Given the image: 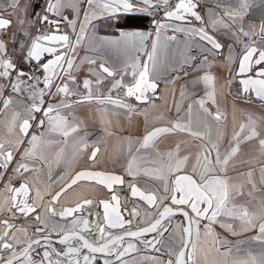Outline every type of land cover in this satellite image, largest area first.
Here are the masks:
<instances>
[{
  "label": "snow or ice",
  "instance_id": "1",
  "mask_svg": "<svg viewBox=\"0 0 264 264\" xmlns=\"http://www.w3.org/2000/svg\"><path fill=\"white\" fill-rule=\"evenodd\" d=\"M18 3L19 0H12L10 6L16 8ZM86 3L91 6L94 0H86ZM101 3L104 11L109 16H115L121 11L124 13L137 11L136 4L132 0H101ZM136 3L145 6L138 11L147 12L148 14H151L150 9L158 7L162 3L165 8L163 11L164 18L180 22L173 30L198 41L202 58L196 63V56L186 57L176 71H184V74L188 75L185 65L192 68L193 71L202 70L206 67L208 71H204L202 75L197 76L195 82H203L207 91L204 97L196 99L194 103L202 112L215 121L224 119L225 117L220 112L216 102V76L211 72V68L216 64V56L221 54L225 45L208 31L204 17L197 10L198 4L194 0H176L174 6L170 5V0H158L157 4H153L152 0H136ZM60 8L61 0H48L47 7L44 10L45 14L38 16V20L41 24L55 25L56 32L38 34L31 38L30 44L21 47V58L27 62H35L33 72L29 73L19 69L11 58H6L7 40L0 38V80L7 81V84L2 87H10L15 95L26 93V100L30 102L26 109L27 118L23 119L18 125L19 139L15 145L16 151L19 152L25 140H27L29 147L25 148L23 153L20 154V161L16 163V167L13 169L16 177H23L24 173L28 172H39V169L30 166L27 161L30 157L36 156V148L42 141L45 131L58 133L64 138L65 143H67V138L70 135L79 132V124L71 123L69 120L70 116L72 120H75L76 117L71 112L68 115H63L61 109H71L74 104L91 103L93 100L98 104H111L129 112L134 111V109L131 104L125 102L127 99L134 98L138 103L147 104L150 100L149 93L155 94L159 88L154 74L157 72L162 59L166 60L167 42L176 41L177 39L174 35L165 36L162 42L161 31L172 26L156 20H153L155 38H152V33L144 31H121L116 37H100L102 46L123 47L125 51L131 48L136 53L143 52L146 59L141 60L138 54L129 56L124 63L120 79L116 78L117 71L115 69L106 66V61L101 62L98 68L89 69L90 74L96 79L94 84L90 79L83 80V89L86 91L82 94L77 85V78L72 74L74 71L79 70L74 54L85 39V29L93 19L97 18V14L85 10L84 20L80 25V33L76 34V39L73 42L68 33H59V24L63 20L74 29L77 21L61 16ZM247 9L246 0H239L238 6L226 10L223 16L228 17L235 24L237 20H243ZM49 14L61 17V19L50 20ZM212 17L210 23L213 30H216L218 26L231 27L218 13H212ZM196 24L199 26H195ZM183 25L189 26L185 27ZM10 26L11 20L0 16V34H3ZM231 34L234 43L244 45L238 57V67L235 69V76L240 77V93L238 95L252 93L264 106V47L257 46V41L254 39L257 33L251 29L245 30L242 23L238 30L232 31ZM241 35L250 42L242 40ZM258 35L261 42L264 43V25H261ZM149 39H151L150 51L147 50L145 44V41ZM185 47H188L189 51L191 50L187 43ZM228 48L229 54L224 57V60L228 62L226 66H228L230 76L225 81V86L230 87L233 80L231 76L233 69L230 65L234 60L231 52L232 45H228ZM46 54L50 58L46 59L45 62ZM84 62L95 65L97 60L92 57H84L81 59V63ZM37 72L42 74V79L41 75H37ZM125 74L131 76L130 82H125L123 78ZM13 75H15V78H13ZM109 77L112 80L109 82L110 87L107 88L108 95L101 97L98 94L100 87ZM120 91L123 92V98L119 96L113 98L112 93ZM183 95L182 91L181 96ZM0 98L3 99V107L0 108V111H6L9 105L12 104V98L10 96L4 98L2 89H0ZM209 101L216 108L214 113L207 106ZM192 109L193 103H189L187 105V115L189 117ZM179 111L180 106L177 105V112ZM37 114H40L39 119H37ZM18 115L19 113L13 114V128L16 126L15 117ZM248 119L252 125H255L256 121L251 115ZM190 124V119L187 123H182L178 119L172 122L170 127L153 128L143 136L140 147L143 149L153 147L157 138L175 131L186 132L190 136L203 140L204 135L193 131ZM34 125L38 130H41L39 135L31 132ZM245 127L246 125L241 124L240 131L234 132L232 141L229 144L230 150L223 156L219 152L216 143L209 141L207 146L200 145L201 152L196 155L195 163L191 165L190 171L187 170L189 156L180 155L181 145L179 143L176 144L174 149H169L164 154L167 163L152 161L156 166L152 169L151 175L153 179L160 182L161 190L159 192L145 191L137 183H129L130 196L133 199L143 201L149 210H157V214L154 216L151 215V212H146L144 222L147 226L140 227L137 230L131 229L134 221L141 217L140 210L137 207L122 210L120 198L113 191L114 186L124 185L125 180L121 175L89 171L87 169L77 171L74 176L68 177V181L60 186L55 195H51L48 191L42 193L37 187L34 189V197L29 196L33 188L26 179H23L18 186H14L12 181L9 180L3 189V192L7 195L0 200V213H7L13 219L31 218L34 231L29 235L27 228L17 227L9 219H0V253L8 254L7 256L0 255V264H93L97 253L106 257L115 256V261L105 259L104 264H127V261L122 258L135 251L136 246L129 242L125 247V239L140 240L145 247H151L159 251L157 246L161 244V239L145 240L142 238L148 233H159L162 238L164 232L168 231L167 228H164L165 221L170 220L177 212L184 217L187 226L182 227L181 243L183 246L175 252L169 250L168 255L170 258L167 260V264H195L196 242L193 239V230L195 229V236L198 238L202 221L208 222L203 224V229L208 235L214 234L212 225L217 223L220 227L231 232L232 235H238L239 233L236 232L232 223L219 219L222 216L233 221L238 220L242 231H250L258 227L259 234L251 239L264 244V208L259 213H250L247 207L228 206L230 193L233 189L236 190L237 195L243 194L242 185L239 187L230 185L226 173L230 161L240 151L241 134L244 132ZM258 135L259 133L256 132L255 127H252L248 135L243 137V141L252 140ZM259 145L264 150V139L259 140ZM88 148L86 136L79 137L77 154L85 153ZM99 152L100 148L93 146L88 161L94 164ZM62 153L63 148L59 150L57 156L61 157ZM213 153H215L214 157ZM15 154L11 148L6 149L5 144L0 142V169H3L5 173L13 163ZM57 162L60 161L57 160ZM132 164L133 162L130 160L126 171L127 175L135 180L141 170L133 171ZM144 174L148 175L149 172L145 170ZM251 175L252 173L249 172V183H252ZM81 181H90L102 185L111 194L110 200L100 201L104 210L103 224L98 222L99 217L94 221L90 217L82 216L85 207L93 204L90 199H83L76 202L74 206L65 207L60 213L54 210L53 205L59 202L62 195ZM45 196L51 197L47 205L43 204ZM29 199H31V203H29ZM37 201L41 203L37 204ZM165 201H169V203H165ZM41 207L44 208L43 215L38 211V208ZM161 208L162 210H160ZM124 212H128L131 219H127ZM56 216L71 217L72 227L70 229L49 227V219ZM254 217L258 218V224ZM112 229H120L121 234L114 235L111 232ZM17 232L24 233L23 240L16 238ZM93 232L98 233V238H95V236L90 238L86 235ZM53 233L58 237V244L64 246L63 249L49 246V238ZM33 236L36 238L33 239ZM42 241H44L43 245ZM216 243H219V241L214 240V244ZM37 249L42 250L37 251ZM216 251H220L219 247L216 248ZM237 252H239V249H237ZM33 253H35V256H33ZM224 255H232V249H226ZM36 257L39 259H36ZM171 257H174V259ZM230 264H264V252L260 253L259 258L251 256L249 259H233Z\"/></svg>",
  "mask_w": 264,
  "mask_h": 264
},
{
  "label": "crops",
  "instance_id": "2",
  "mask_svg": "<svg viewBox=\"0 0 264 264\" xmlns=\"http://www.w3.org/2000/svg\"><path fill=\"white\" fill-rule=\"evenodd\" d=\"M34 1L19 0L18 6L13 8L10 6L12 0H0V11L11 20V26L3 34H0V38L7 40V57L13 61L18 62L22 57L21 47L30 44L31 38L40 34L35 30V27L39 24L38 16H40L41 11L40 9L35 10L36 7L33 6ZM246 2L248 9L243 20H237L233 24L228 17L223 16V13L226 10L236 8L239 0H197L198 11L204 17L208 31L213 33L225 45L221 54L216 56V64L211 68V72L216 76V102L220 112L225 117L220 121H215L212 117L202 112L194 103L196 99L204 97L207 91L203 82H195L196 77L202 75L208 69L205 67L202 70L193 71L192 68L185 65L188 75H185L184 71H176L186 57L196 56V63L202 58L198 41L186 37L183 33L176 34L173 31H169L168 33L164 29L161 31L162 42L165 36L174 35L177 39L176 41L167 42L166 60L162 59L157 72L154 74V78L159 84L157 90L158 96L149 95L150 100L147 104L130 102V99L125 100L126 103L133 106L134 111L132 112L111 104H98L95 100L91 103L74 104L71 109H61L63 115H68L71 112L76 117L75 120H72L70 116L69 120L71 123L79 124V132L70 135L67 138V143H65L64 138L58 133H48L45 131L42 141L36 148V156L30 157L27 161L30 166L39 169V172H28L24 173L23 177H16L14 176L13 169L16 167V163L20 161V154L23 153L25 148L29 147L27 140L24 141L19 152L16 151L15 147L19 139L18 125L24 117L28 116L26 111L28 106L26 100L27 94H13L10 87H7V90L2 87L7 83L0 80L2 96L4 98L9 96L12 98V104L9 105V108L6 111H0V142L4 143L5 147L12 148L14 153H16L9 175L10 179H26L33 188V191H31L32 197L35 196L34 189L37 187L42 193L48 191L52 194L74 171L85 167L119 172L124 176V180H126V170L130 160L133 162L132 167L138 168L143 173L146 169H149L148 172L151 173L152 169L156 166L152 161L167 163L164 154L167 150L174 149L177 143L181 145L180 155L189 156L187 170L190 171L191 165L195 163L196 155L201 152L200 145L207 146L209 141L216 143L219 147V152L223 156L230 150L229 144L232 141L234 132L240 131V125L244 124L246 127L241 134L242 143L240 144V151L230 161L226 173L230 185H236L237 187L242 185L243 194L237 195L236 190L233 189L230 193L228 206H243L247 207L250 213H259L264 208V171H262L264 169V150L259 145V140L264 139V106L255 102H248L242 99L241 95H238L240 93V85L237 77L233 76L232 73L233 80L231 86H225V81L230 76L228 66H226L228 62L224 60V57L229 54L228 45H232L231 52L234 62L231 63L230 67L233 69L232 72L234 74L238 57L244 47L242 43H234L232 31L238 30L242 23L245 30L251 29L257 33L260 31V26L264 24V0H246ZM144 7L140 6L136 8L137 11L131 13L121 11L115 16H109L104 11L101 0H94L91 6L86 3V0H61V16H66L69 20L77 21L74 29L63 20L61 25V28L69 33L73 42L76 39V34L80 33V25L84 20L85 10L97 14V18L93 19L85 29V39L74 54L79 70L74 71L72 74L76 76L77 85L82 94L86 91L83 89V80L86 78L90 79L94 84L96 79V77L90 74L89 69L98 68L101 62L106 61V66L115 69L117 71L116 78L120 79L124 63L129 56L138 54L141 60L146 59L143 52L136 53L131 48L125 51L123 47L102 46L99 39L100 37H116L121 31H142L143 27L151 23L156 12L153 11L155 9L149 10L151 14L138 11ZM212 13H218L231 27L224 28L223 26H218L216 30H213L210 23V20L213 18ZM57 18L61 19V17ZM152 34V38H155V31ZM238 35L240 34L238 33ZM241 39L245 42H250L242 35ZM256 41L259 47H264V43L260 39L257 38ZM186 43L189 45L190 51L188 47H185ZM145 44L147 45V50L150 51L151 39L145 41ZM84 57L95 58L97 63L95 65H90L87 62L81 63V59ZM22 62L27 61L23 60ZM123 78L125 82L131 81V76L128 74H125ZM111 80V77L105 80V83L100 87L99 95H108L107 88L110 87L109 82ZM233 88L234 90H232ZM182 91L184 93L183 96H181ZM112 96L123 98V92H113ZM189 103H193L190 117L187 115V105ZM177 105L180 106L179 112H177ZM207 106L213 113L216 111V108L212 106L210 101L207 103ZM2 107L3 99L0 98V108ZM14 113H19L15 117V128L12 126ZM249 115L256 121L255 125L249 122ZM178 119L182 123H187L190 119L191 129L202 133L204 139L201 140L190 136L186 132L175 131L157 138L153 147L148 149L140 147L143 136L148 131L156 127H170L171 123ZM252 127H255L259 135L252 140L243 141V137L248 135ZM40 131L37 130L34 133L39 135ZM109 132L111 133L110 135L108 134ZM85 136L89 148L85 153L77 154L79 137ZM93 146L100 148L94 164L88 161V156ZM61 148H63V153L61 157H58L57 153ZM138 149L139 151H137ZM214 156L215 153H213ZM134 157L135 159H133ZM57 160L60 162H57ZM249 172L252 173V183L248 182ZM137 176V179L140 180L141 176L139 174ZM139 180H132L131 182L137 183L146 191L159 192L161 190L160 182L155 179H153V182L148 181L155 189L149 188L143 183L141 184V182H138ZM253 184L255 185L254 188ZM88 188V183L82 182L74 191L73 189L70 190L69 195L66 194L62 197L61 205L72 203L77 198L76 194H81V196L82 194L83 196L92 194ZM4 196L0 195V200ZM49 197L45 196L44 205H47L46 201ZM40 203V201H37V204ZM40 209L44 211L43 207ZM177 218L175 216L167 220L168 223L171 222V225L168 231L163 234V237L160 238L161 244L157 246L159 251L146 249L136 240H125V247L131 242L135 244L136 250L125 255L122 259L127 261V264H161V262L167 264V260L170 258L168 255L169 250L173 252L178 251L182 244V217V225L177 229H172V220H176ZM219 219L232 223L239 234L232 235L231 232L220 227L219 223H217L212 225L214 234L208 235L203 229V224H207L208 222L202 221L198 238L195 236V229L193 230V239L196 242L195 264H230V261L233 259H249L251 256L259 258L260 253L264 252V244L251 239L253 236L259 234L258 227L250 231H242L238 220L233 221L223 216ZM254 219L258 224V218L254 217ZM214 240H218L219 243L214 244ZM217 247L220 249L219 252L216 251ZM226 249H232V255L225 256ZM237 249H239V252H237ZM171 258L174 259V257ZM97 259L99 262L96 264H104L105 259L115 261V256L106 257L100 255Z\"/></svg>",
  "mask_w": 264,
  "mask_h": 264
},
{
  "label": "water",
  "instance_id": "3",
  "mask_svg": "<svg viewBox=\"0 0 264 264\" xmlns=\"http://www.w3.org/2000/svg\"><path fill=\"white\" fill-rule=\"evenodd\" d=\"M172 1V4H171V6H174V3L176 2V0H170V2ZM132 2L134 3V4H136V8H138V7H140V6H144L143 4H139V3H136V0H132ZM152 2H153V4H157V2H158V0H152ZM194 2H196L197 3V1L196 0H194ZM47 4H48V0L46 1V4H45V6H44V8H43V10H42V13H41V15L40 16H43L44 14H45V12H44V10L46 9V7H47ZM198 4V3H197ZM152 9H155V10H157L156 11V14L154 15V18L151 20V23L153 24V20H156V21H158V22H160V23H166V24H169V25H171L172 27H169V28H167L166 30H170V31H174L173 29H174V27L177 25V24H179L180 22H178V21H172V20H166L165 18H164V16H163V11L165 10V8H164V5L162 4V3H160V5L158 6V7H154V8H152ZM198 10V9H197ZM200 13V12H199ZM0 16H3L2 14H1V12H0ZM3 17H5V18H8V17H6V16H3ZM49 18H50V20H58L59 18H57V17H52V16H50L49 15ZM8 19H10V18H8ZM61 25H62V20H61V22H60V24H59V33H68L67 31H65V30H63L62 28H61ZM262 25H264V24H262ZM183 26H185V27H188L189 25H183ZM195 26H199L198 24H196ZM260 28H261V26H260ZM260 30V29H259ZM37 32H39L40 34L41 33H44V34H51V33H54V32H56V28H55V25H49V24H41V23H39V26H38V28H37V30H36ZM259 32L260 31H258L257 32V35L254 37V39L255 40H257V38L258 39H260L261 40V38H260V36L258 35L259 34ZM59 33H57V34H59ZM69 34V33H68ZM210 34H212V35H214L213 33H211L210 32ZM217 38V37H216ZM218 39V38H217ZM220 42V41H219ZM258 46V45H257ZM6 58H9V57H6ZM48 58H50V57H47V54L45 55V62H46V59H48ZM15 63V62H14ZM29 63H32L33 64V71L35 70V62H29ZM18 67V66H17ZM238 67V63H237V66H236V68ZM19 68V67H18ZM19 69H22V68H19ZM22 70H24L25 72H29V73H31L30 71H26L25 69H22ZM32 71V72H33ZM37 75H41V79H42V74L41 73H39V72H37ZM239 80H240V77H237V81H238V83H239ZM240 85V84H239ZM249 94V93H248ZM149 95H152V96H154V97H157L158 96V93L156 92L155 94H152V93H149ZM251 95H252V97L253 98H255V95L254 94H252L251 93ZM101 97H103V96H105V95H100ZM113 98H116V97H114L113 96ZM74 99V98H73ZM256 99V98H255ZM133 100H134V102L135 103H138L137 101H135V99L133 98ZM95 147H98V146H95ZM90 154H91V152H90ZM85 169H87V170H89V171H100V172H104V173H112V174H117V175H121V176H123L121 173H119V172H115V171H111V170H103V169H98V168H96V169H93V168H90V167H85V168H80V169H77L76 171H74V173H72V175L71 176H74L75 175V173L77 172V171H81V170H85ZM124 177V176H123ZM68 180H66L65 182H67ZM22 181H20L17 185H15V186H18L20 183H21ZM64 182V183H65ZM82 182H84V183H88V184H95V185H97L101 190H102V193H106V195L105 196H99V197H96V196H92V195H88V196H86V197H84V198H82V199H80L79 201H82L83 199H90V200H92L93 201V204L92 205H88V206H86L85 207V209H84V211H83V214H82V216L83 217H90L92 220H96V218L97 217H99V223L100 224H103V212H104V210H103V206L101 205V203H100V201L101 200H110V197H111V194L108 192V190L106 189V188H104L102 185H98V184H96V183H94V182H90V181H81V182H79V183H82ZM63 183V184H64ZM135 183V182H134ZM62 184V185H63ZM125 184V183H124ZM138 185V184H137ZM124 185H122V186H120V185H117V186H114V189H113V191H114V193L120 198V201H121V208H122V210L123 209H131L132 207H137L139 210H141L140 209V207L138 206V205H136V204H134V203H132V202H130V203H126V205L125 206H122V197H121V195L117 192V189L115 190V188L117 187V188H121V187H123ZM139 186V185H138ZM140 187V186H139ZM59 188L60 187H58L51 195H55V192L56 191H59ZM142 190H144L142 187H140ZM146 191V190H145ZM127 196H128V198L130 199V200H137V201H139V202H141V203H143L144 205H146L143 201H140V200H138V199H133L131 196H130V189H129V185H128V190H127ZM51 198V197H50ZM50 198H49V200H50ZM62 200V198L59 200V202L58 203H56L55 205H53V207H54V210L57 212V213H60L62 210H63V208H65V207H71V206H74V204L76 203H73V204H64V205H61L60 204V201ZM78 202V201H77ZM169 202V201H168ZM29 203H31V200L29 199ZM58 205V206H57ZM147 206V205H146ZM160 210H162V208L160 209ZM38 211L40 212V209L38 208ZM44 213V212H43ZM177 214H179V212H177ZM124 215H125V217L127 218V219H131V216H129V214H128V212H124ZM180 215V214H179ZM182 216V215H181ZM18 217H19V214H18ZM20 218H22V217H20ZM20 218H18L17 219V221L16 222H11V223H14L16 226H20V224H21V222L20 221H18ZM56 219H55V221L56 222H60V221H65V220H68V219H72L71 217H68V218H62V217H60V216H56L55 217ZM182 218H183V226H187V222L185 221V219H184V217L182 216ZM137 221H138V219L137 220H135L134 221V223H133V225H132V229L131 230H137V229H134L135 227L137 228L138 226L139 227H145V226H147V224L145 223L144 225H141L140 223V225L137 223ZM171 225V222H167V221H165V223H164V228H169V226ZM79 227V226H78ZM30 229L32 230V232L34 231V227H32V226H30ZM161 231H163V229H161ZM111 232L114 234V235H116V234H121V230L120 229H112L111 230ZM165 233V232H164ZM86 235H88L90 238H92L93 236H95V238H98V233H95V232H93L92 234H86ZM33 239H35L36 237L35 236H33L32 237ZM161 238V236H160V234L159 233H148V234H146L142 239H145V240H154V239H160ZM125 240H136L137 242H139L143 247H145L144 246V244H142L141 242H140V240H137V239H133V238H126ZM49 246L50 247H55V248H57V249H63L64 248V246H62V245H59L58 244V237H57V235L55 234V233H53L51 236H50V238H49ZM44 244V241H42V245ZM183 245L181 244V246L180 247H182ZM146 249H149V250H153V248H151V247H145ZM42 249H40V251H41ZM86 251V250H85ZM95 255H101V254H99V253H97V254H95Z\"/></svg>",
  "mask_w": 264,
  "mask_h": 264
},
{
  "label": "flooded vegetation",
  "instance_id": "4",
  "mask_svg": "<svg viewBox=\"0 0 264 264\" xmlns=\"http://www.w3.org/2000/svg\"><path fill=\"white\" fill-rule=\"evenodd\" d=\"M42 10H43V8H42ZM1 12V11H0ZM41 13H42V11H41ZM40 13V14H41ZM1 14L3 15V16H5L2 12H1ZM7 17V16H6ZM38 26L39 25H37L36 27H35V30H37V28H38ZM23 60L20 58L19 59V61L17 62V61H13V62H15L16 64H17V66L19 67V68H22V69H25L26 71H30V72H32L33 71V64L32 63H29V62H22ZM15 77V75H13V78ZM5 83H7V81H5ZM42 86V85H41ZM54 91V90H53ZM23 94V93H22ZM151 96V95H150ZM242 96V99H244V100H246V101H248V102H255V103H257V104H259V105H261V102L260 101H258L257 99H255V98H253L252 97V95H251V93H249V94H242L241 95ZM130 102H134V100H133V98H130ZM28 103H30L29 101H27ZM25 118H27V116L26 117H24L23 119H25ZM40 118V114L39 115H37V119H39ZM22 119V120H23ZM21 120V121H22ZM36 127H35V125H34V128H32L31 129V132H34V131H37L38 129H36V130H33V129H35ZM6 149H8V148H10V147H5ZM12 149V148H11ZM12 151H13V149H12ZM14 152V151H13ZM15 161V160H14ZM13 161V162H14ZM13 164V163H12ZM12 164H11V166L7 169V171H6V173L4 172V170L3 169H0V195H7L6 193H4L3 192V189H4V186H5V184H7L8 182H9V180H11L12 181V184L15 186V185H17L20 181H22V180H15V179H10V177H9V175H10V173H11V170H12ZM79 184H77V185H75V186H73V188L72 189H74L75 187H77ZM125 185V184H124ZM127 187V190H128V185L126 186ZM71 189V190H72ZM70 192V190L66 193V194H68ZM118 192V191H117ZM66 194H64V195H66ZM126 194H127V192H126ZM64 195H62V197L64 196ZM88 195H92V196H96V197H99V196H101V195H98V194H88ZM88 195H84L83 197H81V198H78V199H76V200H74L72 203H70V204H73V203H75V202H77V201H79L80 199H82V198H84V197H86V196H88ZM29 196L30 197H32V194H31V192L29 193ZM105 196V195H104ZM122 196V195H121ZM61 197V198H62ZM50 198V197H49ZM60 198V199H61ZM31 200V199H30ZM136 200H130L128 203H130V202H132V203H134V204H136V205H138L139 207H140V212H141V214H142V207H141V205H139L138 203H136L135 202ZM48 204V203H47ZM126 205V203H124L123 201H122V206H125ZM40 209V208H39ZM40 213L43 215V211L40 209ZM17 216H18V213H17ZM0 219H9V221L10 222H16L17 221V219H13V218H11L7 213H3V214H1L0 215ZM55 217H52L51 219H49V221H48V223H49V227H52V225H54L55 227H56V225L57 224H53L52 222H56L55 221ZM139 220V219H138ZM18 221H20L21 222V224H20V226H23L24 228H27L28 229V232H29V235H31V233H32V230L30 229V226H32V227H34V224H33V221H32V219L31 218H20ZM52 223V224H51ZM56 223H58V222H56ZM137 223L139 224V221H137ZM51 224V225H50ZM60 224H63L64 225V227L67 229H70L71 227H72V219H68V220H65V221H60ZM141 224V223H140ZM139 224V225H140ZM145 224V223H144ZM144 224H141V225H144ZM20 226H17V227H20ZM67 226V227H66ZM56 228H58L59 229V227L57 226ZM64 228V229H65ZM138 228H140L139 226L136 228H134V229H138ZM16 238L17 239H21L22 238V240L24 239V233L23 232H17L16 233ZM37 251H40V249H37ZM0 255H4V256H7L8 254L7 253H0ZM101 255H103V254H101ZM33 256H35V253H33ZM98 256H100V255H96V260L93 262V264H96L97 263V258H98ZM36 259H39L38 257H36Z\"/></svg>",
  "mask_w": 264,
  "mask_h": 264
},
{
  "label": "rangeland",
  "instance_id": "5",
  "mask_svg": "<svg viewBox=\"0 0 264 264\" xmlns=\"http://www.w3.org/2000/svg\"><path fill=\"white\" fill-rule=\"evenodd\" d=\"M44 2H43V5L46 3L45 1L46 0H43ZM37 8H35V10H36ZM39 10V9H38ZM40 11H42V8H40ZM153 11H157V10H153ZM155 14H156V12H155ZM154 14V15H155ZM37 25H39V24H37ZM232 75L234 76L235 74H234V72H232ZM235 87V86H234ZM232 90H234V88L232 89ZM235 90H236V88H235ZM237 91V90H236ZM90 162V161H89ZM137 171L138 170V168H134L133 167V171ZM147 171H149V169H146ZM139 175L141 176V179L139 180V179H137V177L138 176H136L135 177V180H139L138 182H141V184L143 183L144 185H146L147 187H149V188H152V189H155L154 188V186L151 184V183H149L148 181H151V182H153V178H152V175H151V173H149L148 175H145L143 172H139ZM133 179L131 178V177H129L128 175H126V186L127 185H129V182H131ZM142 181H144V182H142ZM81 184V183H80ZM79 184V185H80ZM76 188V187H75ZM75 188L73 189V191L75 190ZM126 189V188H125ZM124 188H118L117 189V191H118V193L120 194V195H122L123 193H126L127 192V190H125ZM72 193V192H71ZM96 194V193H95ZM98 195H101V196H104V195H106V193H101V192H98L97 193ZM77 195V198L76 199H78V198H81V197H83V194H82V196H81V194H76ZM122 200H123V198H122ZM48 201H49V199H47V203H48ZM61 202H62V200L60 201V204H61ZM136 203H138L139 205H141V207H142V214H141V217L139 218V223H141V224H144L145 222H144V216H145V213L146 212H151V215H156L157 214V210L156 209H151V210H149L148 208H147V206L146 205H144L143 203H141V202H139V201H135ZM165 203H168V201H165ZM58 206V205H57ZM149 210V211H148ZM43 211V210H42ZM44 212V211H43ZM176 217H178L176 220H172V229H177L178 227H180L181 225H182V219H181V216L180 215H175ZM175 216H173V217H175ZM173 219H175V218H173ZM53 224H57L56 225V227L58 226L59 228H65L64 227V225L63 224H60V222L58 221V223H56V222H52ZM51 223V224H52ZM50 224V225H51ZM52 226H54V225H52ZM67 227V226H66ZM66 229V228H65ZM68 229V228H67ZM99 261H98V259H97V263H98Z\"/></svg>",
  "mask_w": 264,
  "mask_h": 264
},
{
  "label": "bare ground",
  "instance_id": "6",
  "mask_svg": "<svg viewBox=\"0 0 264 264\" xmlns=\"http://www.w3.org/2000/svg\"><path fill=\"white\" fill-rule=\"evenodd\" d=\"M72 175V174H71ZM70 175V176H71ZM68 180V179H67ZM89 185V188H88V190H89V192L90 193H92V194H97L98 192H101L102 193V190L97 186V185H95V184H88ZM122 188H126L125 190H127V187L124 185ZM116 189H118L117 187L115 188V190ZM70 194V193H69ZM68 194V195H69ZM122 198H123V202L124 203H128L129 201H130V199L128 198V196H127V194L126 193H123L122 194V196H121ZM149 211V210H148Z\"/></svg>",
  "mask_w": 264,
  "mask_h": 264
},
{
  "label": "built area",
  "instance_id": "7",
  "mask_svg": "<svg viewBox=\"0 0 264 264\" xmlns=\"http://www.w3.org/2000/svg\"><path fill=\"white\" fill-rule=\"evenodd\" d=\"M171 4H172V1L170 2V5H171ZM50 16L55 17V16H53V15H50ZM142 31L152 33V32L155 31V27H154V25H153L152 23H148L145 27L142 28ZM167 31H168V33H169L170 30H167ZM174 32H175V31H174ZM175 33L178 34L177 32H175ZM6 90H7V88H6ZM6 90H5V92H6Z\"/></svg>",
  "mask_w": 264,
  "mask_h": 264
},
{
  "label": "trees",
  "instance_id": "8",
  "mask_svg": "<svg viewBox=\"0 0 264 264\" xmlns=\"http://www.w3.org/2000/svg\"><path fill=\"white\" fill-rule=\"evenodd\" d=\"M43 2H44L43 0H35L33 2V6H35L37 9H40L43 6ZM147 20H148V18H147Z\"/></svg>",
  "mask_w": 264,
  "mask_h": 264
}]
</instances>
